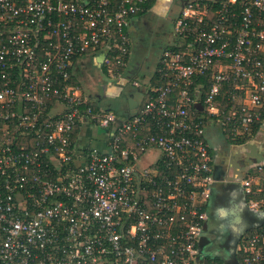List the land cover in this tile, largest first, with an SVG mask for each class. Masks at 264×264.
Instances as JSON below:
<instances>
[{
  "label": "built area",
  "instance_id": "obj_1",
  "mask_svg": "<svg viewBox=\"0 0 264 264\" xmlns=\"http://www.w3.org/2000/svg\"><path fill=\"white\" fill-rule=\"evenodd\" d=\"M157 1L0 0V264H199L216 183L209 133L230 144L261 121L264 0H227L214 21L203 0L189 1L150 102L123 121L94 112L71 82L74 61L106 49L119 76L131 23ZM229 84L237 107L226 114L218 98ZM83 127L109 138L103 152L76 150ZM241 183L264 210V177ZM237 253L264 264V226Z\"/></svg>",
  "mask_w": 264,
  "mask_h": 264
},
{
  "label": "crops",
  "instance_id": "obj_2",
  "mask_svg": "<svg viewBox=\"0 0 264 264\" xmlns=\"http://www.w3.org/2000/svg\"><path fill=\"white\" fill-rule=\"evenodd\" d=\"M173 4H174V0H158L157 2L153 3V6L150 7V10L145 15H142L133 20V22L131 23V30H130L131 37H132L131 39L133 40L130 61L127 64L126 70L123 74H120L119 76L117 75L115 78L110 76V74L108 73V69H107V62L109 58H108V52L106 51V49L91 52L83 57L77 58L74 61L73 67L71 69V82L72 84L74 83L73 85H75L76 87L80 86L79 88L82 91L88 104L89 103L96 104L97 108H99L98 109L99 112L100 111L114 112L121 121L129 119L139 112V106L142 103V101L145 100V98L148 96V93L151 92L152 89H155L157 87L155 84L156 83L155 80L153 81L152 79L156 73L159 59L156 62H154L153 67L147 71L142 68L143 65H141V62L135 63L132 57V54L135 52L133 36L135 35H136L135 37L138 36L137 39L139 40L138 41L139 44H141L140 41H143V40H140L142 38L143 32H146V31H148V33H145L146 38L149 37V34H151L152 32L154 34L159 35L160 37L162 36L165 39H169L170 41L172 38L173 22L177 17L175 14L179 13V12L174 13L175 10H178V9ZM155 18H159L163 20V23H160V25H158L157 28L156 26H154L155 28L153 29L152 23ZM167 22H169V24L172 26L170 30H166ZM168 48H170V45H168L162 51V53ZM92 73L97 74L98 76L101 75L99 81L102 82V85L101 84L98 85L97 88L95 89L90 88L89 91L91 92V94H88L86 92L87 89H85L83 83L87 78L90 77ZM102 73L104 76L107 77V79L109 78L108 79L109 82L103 79ZM99 88L102 89L101 90L102 94H104V96L106 97L120 96L126 91V95H127L126 101L128 105H126L122 109L121 112H115L110 107L104 109L101 106L102 97L100 95L99 96L97 95ZM115 90L117 92V93L115 92L116 94L109 95L110 92H113ZM135 93H138L140 95L141 97L140 101L136 100ZM130 99H133L134 101L138 103L137 104L138 106H134L135 109L133 110L129 108ZM246 103H248L247 100L239 101L240 105L246 104ZM217 138L222 139L221 137H217ZM108 141H109V138L106 137V135L102 131H99V129H96L94 127L85 128L84 130H82V132H80L78 139L76 141L75 148L79 152H83L84 150L90 149V148H95L103 152V150L107 148ZM224 144H225V147L216 148L218 149V151L216 153L217 157L215 160L216 162L215 165L219 166L224 172L225 174L224 181L226 184L229 182L241 183L242 180L235 181L234 179L236 177V174L234 173V167L236 166V163H233L232 159H234L236 162V159H239V157L243 155V158H245V160H248V161H245L246 162L245 164L249 165L251 163L249 165V168L251 167V170L253 171H256L255 168L259 164L264 165V122L259 132L255 135V137L252 138L250 141H248L246 144L242 146H236L234 144L231 145L227 143H224ZM249 146L255 147V149L258 151V154L261 159L260 161L257 158H255V156H253V152H251ZM154 153L156 152L154 151L149 152L144 158L147 159L148 157L151 156V154H154ZM156 158H158V154L155 157V159ZM153 161H151L150 163H152ZM244 173L245 172L242 171L243 177H244ZM263 177L264 176H262L261 178ZM256 182H259V181L256 180ZM203 237H205L204 238L206 239L205 241H207V239L208 241H210V235L208 233L206 234L204 232ZM204 239H203V244H204ZM208 254L209 253L207 254L200 253L199 264H202L204 262L206 264H215L214 262H211V263L207 262Z\"/></svg>",
  "mask_w": 264,
  "mask_h": 264
},
{
  "label": "rangeland",
  "instance_id": "obj_3",
  "mask_svg": "<svg viewBox=\"0 0 264 264\" xmlns=\"http://www.w3.org/2000/svg\"><path fill=\"white\" fill-rule=\"evenodd\" d=\"M174 13H177V10H175ZM176 15V14H175ZM159 18H155L152 25H153V29L155 28L154 26L160 25V23H163V20H161ZM170 28H172V26L169 24V22H167V28L166 30H170ZM145 33H148V31L143 32L142 34V38L140 40L141 44H139V40L137 39V37L133 36L134 38V49L135 52L132 54L133 60L135 63L141 62V65H143V69L144 70H150L153 67L154 62H156L158 59H160L161 55H162V51L168 46L171 45L174 41L173 38H171V40L169 41V39H165L164 37H160L157 34H154L151 32V34H149V37L146 38ZM170 37V36H169ZM132 38V37H131ZM133 41V40H132ZM138 48V49H137ZM94 71V69H93ZM100 75V74H99ZM101 76V75H100ZM100 76H98L97 74H91L89 78H87L83 85L85 87L86 92L88 94H91V92L89 91L90 88H97L98 85H102V82L99 81ZM103 79L106 80L107 82H109V78L107 79L106 76L103 75ZM80 87V86H79ZM116 89V88H115ZM102 89H98V94L102 97V103L101 106L106 109V108H111L113 111L115 112H121L122 109L128 105L126 98V91L120 95V96H115V97H106L104 96V94H102ZM115 91L110 92L109 95L112 94H116ZM102 94V95H101ZM135 98L137 101L141 100V97L138 93H135ZM94 104V103H93ZM219 130V129H218ZM216 133L215 132H210L209 133V141L210 144L212 145V147L218 148V147H225V144L223 142L222 139H219L217 137H215ZM251 152H253V156H255V158H257L259 161L260 156L258 154V151L255 149V147L249 146ZM157 156V153L151 154L150 157H148L147 159H143L142 161V166H146L148 163H150L151 161H153L155 159V157ZM241 159V160H240ZM239 166L237 165L236 162V166L234 167V173L236 174V177L234 178L235 181H241L243 179H252L254 177L259 176H263L264 174H258L257 171H253L251 170V167L249 168V165H246L245 158L239 157ZM242 160H244V162H242ZM233 163H235V160H233ZM250 169V170H249ZM244 171V177L242 176V172L240 171ZM258 174V175H257ZM235 264H239V263H235Z\"/></svg>",
  "mask_w": 264,
  "mask_h": 264
},
{
  "label": "water",
  "instance_id": "obj_4",
  "mask_svg": "<svg viewBox=\"0 0 264 264\" xmlns=\"http://www.w3.org/2000/svg\"><path fill=\"white\" fill-rule=\"evenodd\" d=\"M137 104L133 99L129 100L131 110L135 109L134 106H138ZM196 108L202 110L201 105H196ZM214 175L216 183L213 186L211 209L218 211L217 216L220 222L223 220L224 224L230 225L234 242L233 257L237 261V249L243 236L264 226V210L251 209L242 184L232 182L226 184L225 174L219 166L215 167ZM204 238L199 244V253L207 254L211 241L208 239L205 241Z\"/></svg>",
  "mask_w": 264,
  "mask_h": 264
},
{
  "label": "flooded vegetation",
  "instance_id": "obj_5",
  "mask_svg": "<svg viewBox=\"0 0 264 264\" xmlns=\"http://www.w3.org/2000/svg\"><path fill=\"white\" fill-rule=\"evenodd\" d=\"M188 1L189 0H174L173 5H175L176 8L178 9L177 12H179L187 4ZM97 95L99 96L98 93ZM240 157L243 158V155ZM233 160L234 159H232V161ZM240 160L236 159L238 166L240 165L239 164ZM242 162H244V160H242ZM215 167H217V165H215ZM240 171L242 172V170ZM217 212L218 211L216 209H211L209 211L208 221L205 226V233L206 234L208 233L210 235V241H211L210 247L208 248V252L210 254L207 255V259L212 260V262H214L215 264H235V263L240 264L238 258L236 261L233 257L234 242H233L230 225L224 224L223 220L221 221L222 222L221 224L220 220L218 219ZM247 234L248 233H246L243 236L241 242L244 240V238H246Z\"/></svg>",
  "mask_w": 264,
  "mask_h": 264
},
{
  "label": "trees",
  "instance_id": "obj_6",
  "mask_svg": "<svg viewBox=\"0 0 264 264\" xmlns=\"http://www.w3.org/2000/svg\"><path fill=\"white\" fill-rule=\"evenodd\" d=\"M189 1H190V0H189ZM225 2H227V0H214V1L203 0V1H202V4H203V5L207 4V5L209 6V8H208V12H209V21H214V20L216 19V17H217L216 14H215L216 11H217L218 9H221V8H222V3H225ZM187 3H188V2H187ZM152 6H153V4H151V7H152ZM201 9H203L202 6H201ZM172 50H173V51H177L178 49L172 48ZM261 56H262V60L264 61V54H263V55L261 54ZM129 61H130V59H129ZM125 70H126V67H124V68H120V69H118L117 71H119L120 74H123V73L125 72ZM152 80H153V81L155 80V82H156V83H155L156 86L159 87V86L162 85V83L160 82L159 76L156 75V73H155V75H154V77H153ZM203 82H204V84L207 85L206 88H205V93H208V88L210 87V83H208V82L206 81V78H204ZM73 84H74V83H73ZM234 87H235L234 84L225 85V86H224V89H223V91H222V93H221V95H220V97L218 98V101H219L220 107L222 108V110H224V112H225L226 114H229L233 107H234V109H235V107H237V106H234V105H232V104H230V103L228 102V97H229L230 94H232V93L234 92ZM150 96H151V94H149V95L145 98V100L142 101V103H141L140 106H139V112H140V110H141L146 104H148V103L150 102ZM91 106H92V107H91ZM89 107H91V108L93 109L94 112H98V109H99V108H97V105H96V104H91V103H89ZM52 108H53V104H51V105L49 106V109H52ZM258 112H260V114H261V121H260V122H257V123L255 124L254 129H253V133H252L251 137L240 138V139H237V140L234 141V142H229L230 144H232V145L234 144V145H236V146H242V145L246 144L248 141H250L252 138L255 137V135L259 132V130H260V128L262 127L263 122H264V106H263V108H262L261 110H259ZM79 132H80V129L78 128V129L74 132V134H73V142H74V143H76V141H77V139H78ZM263 176H264V175H263ZM263 195H264V194L262 193L261 195L258 196V198L261 199V198L263 197ZM248 200H249V199H248ZM259 229H260V228H259ZM259 229H255V230L251 231L250 233H248L247 236H246V238H244L245 241H247L250 237L254 236L255 233H256ZM237 258H238L239 261L242 260L241 255L238 254V253H237ZM207 262H208V263H211L212 260L208 259Z\"/></svg>",
  "mask_w": 264,
  "mask_h": 264
}]
</instances>
